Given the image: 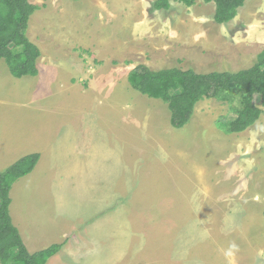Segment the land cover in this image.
Instances as JSON below:
<instances>
[{
	"label": "rangeland",
	"instance_id": "obj_1",
	"mask_svg": "<svg viewBox=\"0 0 264 264\" xmlns=\"http://www.w3.org/2000/svg\"><path fill=\"white\" fill-rule=\"evenodd\" d=\"M29 1L39 7L27 32L42 51L39 74L18 79L0 62V100L60 105L58 137L56 115L37 124L51 123L52 139H76L78 167L79 149L86 144L89 156L92 145L91 176L55 178V141L39 161L47 182L30 178L38 163L11 191L12 218L41 239L38 250L70 238L47 264H229L233 243V264H264V114L226 134L217 122L234 104L204 99L175 129L168 105L129 83L140 65L200 74L252 67L264 50V0H247L222 26L203 0L191 8L171 0L168 11H155L156 0ZM65 182L86 189L51 191Z\"/></svg>",
	"mask_w": 264,
	"mask_h": 264
},
{
	"label": "trees",
	"instance_id": "obj_2",
	"mask_svg": "<svg viewBox=\"0 0 264 264\" xmlns=\"http://www.w3.org/2000/svg\"><path fill=\"white\" fill-rule=\"evenodd\" d=\"M177 1L191 8L200 0ZM203 1L215 4L214 21L226 25L237 18L247 0ZM38 8L29 0H0V62L5 61L18 79L39 74L42 51L27 35ZM153 9L168 11L171 0H156ZM129 83L141 94L167 104L175 129H183L190 123L197 104L204 99L230 102L234 104L232 116L222 117L217 127L226 134H240L254 126L264 114V50L252 67L236 73L200 74L193 69L179 68L156 71L140 65L130 73ZM40 158V154L26 156L7 171L0 172V264H47L64 246V243L55 244L31 254L10 215L14 184L31 174Z\"/></svg>",
	"mask_w": 264,
	"mask_h": 264
},
{
	"label": "crops",
	"instance_id": "obj_3",
	"mask_svg": "<svg viewBox=\"0 0 264 264\" xmlns=\"http://www.w3.org/2000/svg\"><path fill=\"white\" fill-rule=\"evenodd\" d=\"M38 67L40 68V61H38ZM35 102H36L35 100H31V102H28L29 104H25V102L0 100V122L4 125L3 128L6 129L5 131H3L0 137V172L3 173L7 171L10 167L16 164L19 160L29 155L40 154L41 156L40 161H41L42 155H45V153H48V151L51 149V145H52V152L54 151V143L55 141L56 142L58 141V150L60 151L59 159H61V165H60L61 169L59 168L60 170L58 171L59 174H57L55 178H57L58 175H64L65 177L75 176V178H76V175H79V174L84 177H86L87 175L91 176L92 170L91 168L90 170L88 168L90 167L91 164H93L92 163V145L90 146L89 156H88V146L86 144L83 148L79 149L80 150L79 154L82 156L83 160H85V163L79 164V167H78L76 162H71L70 154L73 153L75 155V153L77 152V151L75 152V150L77 149L76 139H52L51 123H49V125L46 128L43 126L39 127V124H37L40 118H42L41 123H43V121L45 120L48 114H51L52 118L56 115V118H57L56 133L58 134L57 135L58 137L61 132L60 131L61 120L58 117L59 111H61L60 110L61 106L59 105V107L56 108L57 112H55L54 110L50 109L52 106H49V105H41V106L38 105L37 106ZM63 119L65 120L66 117L64 116ZM64 120H63L64 126H66V123ZM72 126L75 127L74 123ZM24 129L27 130L28 132L27 135L25 134ZM8 132H11V133L9 134ZM100 150L103 151L102 148H100ZM87 159H88V162H87ZM102 159H103V156L101 154L100 160ZM41 163H39V166H37L38 167L37 169L40 170L42 167V170H40L37 174H35L38 171L36 169L37 171L33 173L35 175L32 174V176H35V177H32V176L30 177V178H35L33 180L34 182L35 181L38 182L42 177H44L43 174L46 170L45 168L46 166H42ZM62 164H64V169L62 168ZM67 180L69 181L70 179H67ZM42 181L47 182V179H44ZM52 181L53 179L51 180V184H52ZM90 186L92 187V185ZM54 188H58V189H61V191H66V192H71V191L82 192L84 188L86 189V185L84 187V185H77V184L71 185L70 183L65 182V184L54 185L51 188L52 192L54 191ZM15 192L18 193L19 190L16 189ZM11 208H12V204L10 206V215H11ZM12 221L14 225L18 228L31 254L43 251V249L38 250V248L35 246L37 242L41 241L40 238L38 239L35 238L36 234H29L25 229V225L19 220V218L14 220V217H13ZM66 233L67 232H65V236H62V239H64V242H63L64 246L62 250L67 244L66 242L68 241V239H70L69 236L66 235ZM63 243H60V244H63ZM53 245L55 244H51L49 247Z\"/></svg>",
	"mask_w": 264,
	"mask_h": 264
},
{
	"label": "clouds",
	"instance_id": "obj_4",
	"mask_svg": "<svg viewBox=\"0 0 264 264\" xmlns=\"http://www.w3.org/2000/svg\"><path fill=\"white\" fill-rule=\"evenodd\" d=\"M238 250V246L233 243L229 246V249L225 252V256L229 259V264H233L234 253Z\"/></svg>",
	"mask_w": 264,
	"mask_h": 264
}]
</instances>
